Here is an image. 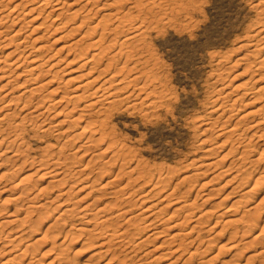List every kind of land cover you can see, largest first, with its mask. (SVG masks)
Returning a JSON list of instances; mask_svg holds the SVG:
<instances>
[{"label": "rangeland", "instance_id": "374dc122", "mask_svg": "<svg viewBox=\"0 0 264 264\" xmlns=\"http://www.w3.org/2000/svg\"><path fill=\"white\" fill-rule=\"evenodd\" d=\"M2 1L0 9L5 14L16 4L21 7H15L17 11L10 12L11 19H5L0 26L9 27L6 31L12 34L24 25L15 37L18 40L27 36L22 44L26 46L25 53L30 52L31 57L41 53L45 56L53 54V58L44 66L46 71L40 77L27 82L25 78H31L32 74L27 69L32 65L31 57L20 65L21 68L6 66L0 72V76L4 75L0 79V116L9 112L8 109L13 113L9 119L0 122V264H25V261L27 264H60L61 261L55 259L60 252L63 254L59 255L66 258L62 264H116L117 261L119 264H264V135L259 137L263 133H253V128L249 127L255 119L262 117L264 130V63L256 69L264 58L261 55L264 37L259 41L263 47L259 55L250 51L240 59L232 58L241 49L255 48V42L264 36V32L257 36L252 34L257 26L264 27V10L255 0H184V9L179 0H162L165 5L160 8L162 10L157 9V17L147 15L146 18L131 9L133 18L145 20L151 29H148V36H141L143 40L138 41L141 48L134 57L126 60V64L125 57H121L116 68L110 66L112 69L104 74L102 70L116 48L85 66L82 65L84 55H76L82 48L88 52L85 57L98 53L97 47L85 49L96 37L91 34L92 26L105 20L104 14L128 11L130 1L123 7H108L104 3L111 0H103V3L92 0L93 11L86 14L88 10L85 9L74 18V10L78 7L72 4V10L70 3L75 0H53L49 7L42 9L43 12L41 7L34 12L29 10L41 0ZM85 1L88 0L79 2ZM169 1L170 5L167 4ZM173 3L179 7L174 8ZM55 4L62 7L58 11L62 15L57 20L56 11L47 16ZM171 7L175 10L172 11ZM14 17L16 23L13 24ZM82 20L86 22L81 24ZM108 23L114 26V17ZM111 33L106 35L105 45L108 39L116 37V30ZM117 34L120 40L125 36V32ZM36 37L40 40L36 41ZM5 38L0 37L1 55L14 49L18 43L13 42L7 49L3 45ZM38 42L46 45L41 52L35 51ZM160 42L167 46V53L179 54L183 49V65L178 66L160 55ZM70 43L77 50L72 48L71 51ZM157 55L167 65L165 80L145 71L152 64V57ZM3 60H6L5 56ZM58 70L59 75L54 81L42 85L41 81H48ZM90 70L94 74L89 73ZM100 72L95 86L113 73L116 76L109 85L113 84L114 89L127 85L129 77L137 73L140 74L136 76L138 85L130 83L128 89H120L111 98H106L103 102L106 106L109 100L115 101L108 104L106 111L98 110L99 107H83L88 98L67 103V98L80 90L82 92V88L76 89L79 84L88 78L93 79ZM119 80L123 82L117 84ZM224 87L232 91L226 104L239 97L228 120L226 116L220 117L221 110L211 111L220 105L217 95ZM32 88H38V93L33 94L28 103L26 98H31ZM54 88H57L55 93H51ZM244 91L248 93L242 96ZM128 93L132 94L131 101L123 98ZM63 94L67 96L64 102L57 101L51 111L44 110L45 104L56 102L55 99ZM19 96L22 98H17ZM43 97L44 102L41 101ZM133 101L136 102L134 106L130 104ZM8 102L12 105L6 106ZM38 102L37 109L42 114L38 115L39 118H31L27 112H31ZM75 102L79 107L73 109ZM259 108L263 111L259 112ZM28 115L31 119H25V130L20 135L23 139H16L11 127ZM61 119L65 122L56 125ZM236 122L240 133L244 132L239 141H236L237 135L226 132ZM85 126L86 132H83ZM93 128L97 129V134H92ZM223 130L226 133L221 134ZM19 152L23 156L17 161L14 156ZM24 157H27V163ZM35 158L50 163L57 159L60 161L55 162L63 161V166L72 168L71 172L77 176L72 172L66 180L62 178L66 182L62 180L60 184L62 175L57 176L54 172L52 175L42 174L49 165L41 167L44 171L37 169L40 161L35 160L37 163L33 167L29 165ZM50 167L59 169L56 165V168ZM22 178L28 182H21ZM171 191L173 193L163 199ZM18 195L23 196L13 199ZM177 201L182 206L175 203ZM148 204H154L151 208L155 209L150 218L143 211ZM120 210L123 211L121 216L117 215ZM127 217H134L138 222L128 226ZM103 218L107 222L101 221ZM149 221L154 223L152 229L144 228V224L151 223ZM125 226L128 238L113 237L110 241V228L124 229ZM140 227L145 230L140 231ZM151 233L156 237L144 241ZM18 234H21L19 238ZM103 240L110 241L105 247L109 251L100 253L98 245Z\"/></svg>", "mask_w": 264, "mask_h": 264}, {"label": "bare ground", "instance_id": "6f19581e", "mask_svg": "<svg viewBox=\"0 0 264 264\" xmlns=\"http://www.w3.org/2000/svg\"><path fill=\"white\" fill-rule=\"evenodd\" d=\"M23 1V0H22ZM28 1V0H27ZM29 1H35V0H29ZM28 1V2H29ZM79 1H81V0H75V1H73V2H71L70 3V5L72 6V4L73 5H77V9H75L74 10V7L72 8V10H74V15L72 16V18H74L75 16H77V15H79L80 13H82L85 9H87L88 11H87V13L86 14H89L91 11H93L92 9H93V7L90 5L91 4V1L92 0H88V1H85V3H80ZM128 1H130L131 2V4H134L135 5V7H129V10L131 11V9L133 10H135V14H136V12L138 13V15H140L141 17H143V16H145V18H146V16L147 15H151V16H155V17H157V15H158V11H157V9H160V8H162V6L164 7V5H165V3H163V1L162 0H111V1H108V2H105L104 4H106L108 7H111V6H117L118 5V7L119 6H124V3H127ZM166 1V0H165ZM168 1V0H167ZM175 1H177V0H175ZM184 0H179V3L181 4H179L180 6H181V8L183 7V9L184 8H186L185 7V3L183 2ZM1 2H3L2 0H0V4H3V3H1ZM26 2V1H25ZM31 2L29 3V4H31ZM53 2V0H41L40 2H38L39 3V5H37L36 7L34 6L33 8L31 7L29 10H30V12H34V10L35 9H37V8H40L41 10L43 9H45L46 7H49L48 5L49 4H51ZM77 2H79V3H77ZM24 3V2H23ZM22 3V4H23ZM27 3V2H26ZM170 3V1L167 3V4H169ZM19 4H21V2L19 3ZM28 4V3H27ZM166 4V5H167ZM182 4H185L184 6H182ZM170 5V4H169ZM175 4L173 3V7L174 8H176V7H179V6H174ZM105 6V5H104ZM103 6V7H104ZM107 6H105V7H107ZM14 8L13 9H15V7L17 8V7H21V5H15V6H13ZM58 4L56 5L55 4V6L53 7V9H51V10H49V12H48V15L47 16H49L50 14H53V12L54 11H56V17H55V20H57V19H59V16L60 15H62V12H58V11H61L62 9V7H58ZM102 8V7H101ZM166 8V7H165ZM13 9L11 8V11H9L8 13H3V10H2V8L0 9V23H3V22H5L4 20L5 19H7V18H10V16H11V13L10 12H14V11H17L16 9L13 11ZM61 9V10H60ZM164 9V8H163ZM171 9H172V7H171ZM43 10L41 11V12H43ZM125 11L124 13H123V11L122 12H120V11H117V13H108V14H104V17H105V20H99V22L97 23V24H95L94 26H92V28H93V30H92V32H91V34L92 35H95L96 34V37L95 38H93L94 40H93V42H91V43H89L87 46H86V48L85 49H87L88 50V48H90V47H97L96 49H97V51H98V53H94L92 56H86L85 57V54H87L88 52H85V50H84V48H82L81 49V51L76 55V56H79V57H81L82 55H84L83 56V58L82 59H84L82 62H83V66H85L86 64H88V63H91L92 61H94V60H97V59H99V58H101V56L100 55H105L106 53H109L111 50H114L115 48H116V50L113 52L114 54L113 55H111L110 57H111V60L107 63V65H106V68H103V70L102 71H105V72H103V74L104 73H107L106 71H108V69L110 68V70L112 69V67L114 66L115 68H116V66H117V64L118 63H120V60H122L121 59V57H125V60L124 61H126V60H129V59H131L132 57H134V55H136L139 51H140V49L139 48H141L140 46H141V44L139 45V43H138V41L139 42H141V40H143V38L141 37L142 35H147V33L149 32L148 31V29H151V28H149V26H148V22H146L145 20L144 21H140V23L144 26V30L143 31H140V29L139 28H137L136 27V25H135V21L137 20V19H134L135 17H134V12H130V11ZM160 10H162V9H160ZM168 10V9H167ZM173 10H175V9H172V11ZM178 10V9H177ZM179 10H180V8H179ZM178 10V11H179ZM36 11V10H35ZM47 11V10H46ZM29 12V11H28ZM40 11L38 12V13H41ZM28 14V13H27ZM26 13H25V15H27ZM42 14V13H41ZM55 15V14H54ZM131 15H133V16H131ZM137 15V16H138ZM143 15V16H142ZM46 16V17H47ZM85 16H88V15H85ZM15 17H17V16H15ZM12 18V23L14 24V23H16V18ZM36 17V16H35ZM114 17V19H115V24H114V26H110V24L108 23V21H111L112 20V18ZM134 17V18H133ZM172 17V16H171ZM20 18V17H19ZM18 18V19H19ZM163 18V17H162ZM11 19V18H10ZM34 19V18H33ZM36 19V18H35ZM138 19H140V18H138ZM143 19V18H142ZM159 19H161V18H159ZM153 20V19H152ZM163 20V19H162ZM169 20V19H168ZM171 20V19H170ZM160 22H161V20H159ZM46 22V21H45ZM86 22V20H82V22H81V24L82 23H85ZM154 22V21H153ZM165 22V21H164ZM61 23V22H60ZM63 23V22H62ZM150 23H151V20H150ZM157 23H158V21H157ZM168 23V22H167ZM45 24V23H44ZM43 24V25H44ZM156 24V23H155ZM171 24V23H170ZM47 25V24H46ZM49 25V24H48ZM47 25V26H48ZM23 27H24V25H22ZM52 26V25H51ZM23 27H21V29L19 28L18 30H16V32L15 33H12V34H10V33H8L7 31V29L9 28V27H7V29H5L6 27H3L2 28V26H0V37H7V38H5L4 40H3V45H5L6 46V48L8 47L9 48V46L8 45H10V44H12L13 42H17L18 41V43H17V45L15 46V48L14 49H12V50H10L9 52H7L6 54H3V55H1L0 54V72L1 71H3V70H5V67L6 66H15V68H19L20 67V65H22L23 64V62H25L26 60H27V58H29V57H31L30 55L31 54H26L25 53V48H26V46H23L22 44H24V42H25V37H27V36H25L24 38H18V40L16 39V37L15 36H17V35H19L20 34V31L21 30H23L22 28ZM43 27V26H42ZM48 27H50V26H48ZM57 27V26H56ZM58 28V27H57ZM60 28V27H59ZM134 28H136V32L134 33L133 32V29ZM153 28V27H152ZM157 28V27H156ZM7 30V31H6ZM47 30V29H46ZM45 30V31H46ZM57 30V29H56ZM114 30H116V32L117 33H124L125 32V36L123 37V39L122 40H120L118 37V34L116 33V37H112V38H110V39H108V44L107 45H105L104 43H105V41H107V39H106V35L107 36H110L112 33H111V31H113L114 32ZM49 31V30H48ZM6 32H7V35H5L6 34ZM14 32V31H13ZM263 33V32H262ZM97 35H99L98 37H97ZM249 35V34H248ZM250 35H251V33H250ZM259 35V34H258ZM264 35V34H263ZM41 36H44V35H41ZM45 36H46V34H45ZM148 36V35H147ZM147 36H146V38H147ZM254 36V35H253ZM257 36V35H256ZM263 37L264 36H260L259 37V40L257 41V42H255L256 44L255 45H253V46H255V48H252V53H254L255 55H259V53L261 52V50H262V46L260 45V43H259V41L260 40H262L263 39ZM43 38V37H42ZM109 38V37H108ZM142 38V39H141ZM145 37H144V39H146ZM250 38V37H249ZM40 40V38H37L36 37V41H39ZM148 40V39H147ZM152 42V41H151ZM144 44V43H143ZM147 44V43H146ZM145 44V45H146ZM151 44V43H150ZM0 45L2 46V44L0 43ZM70 46H68L69 48H71L70 50L72 51L73 49L72 48H74L75 50H77V48H75V46L72 44L71 45V43L69 44ZM23 46V47H22ZM117 46H118V48H117ZM35 47V51H37V52H41V51H43L44 50V48H46V45H44V43H42V42H38V44H36V46H34ZM7 48V49H8ZM146 49V48H145ZM150 50V49H149ZM152 50V49H151ZM145 51V50H144ZM155 51V50H154ZM153 51V52H154ZM145 53V52H144ZM148 53V52H147ZM157 54V53H156ZM48 55V56H47ZM54 55H55V53H54ZM142 53H141V56L140 57H142ZM5 56V59L6 60H3V57ZM138 57V56H137ZM53 58V54L52 55H50V54H46V56L44 55V54H38V55H32V57L30 58L31 60H30V62H31V64L32 65H30L29 67H27V69H28V71H30L32 74L31 75H33V73H34V76L36 75V77H34V76H31L30 75V77L31 78H25L26 80V82L28 81V80H30V79H37L38 77H40V75H42L45 71H46V69H44V66L48 63V62H50L51 61V59ZM147 59H148V57H147ZM160 59V58H159ZM8 60V61H7ZM145 60V59H144ZM5 61V63H3ZM151 61V60H150ZM140 62V61H139ZM148 62H149V59H148ZM4 64V65H1V64ZM125 64L127 63V61L126 62H124ZM135 63V62H134ZM262 63H264V58H263V61H261V63L260 64H258L259 66H256V69H258L259 67H260V65H262ZM53 64H55V63H53ZM136 64H137V62H136ZM135 64V65H136ZM122 65H123V63H122ZM110 66H112V67H110ZM82 67V66H81ZM123 67H125V66H123ZM133 67V66H132ZM131 67V68H132ZM262 67V66H261ZM21 68V67H20ZM120 68H122V67H120ZM126 68V67H125ZM124 68V69H125ZM136 68V67H135ZM27 69H25L26 71H27ZM94 69V68H93ZM123 69V70H124ZM129 69V68H128ZM134 69V68H133ZM122 70V71H123ZM135 70V69H134ZM23 71V70H22ZM21 71V72H22ZM91 71V72H90ZM89 71V73H92V74H94L93 73V71L92 70H90ZM101 71V72H102ZM118 71V70H117ZM117 71H116V73H117ZM119 71H120V69H119ZM129 71V70H128ZM135 71H137V70H135ZM11 72H14V69L13 70H11ZM21 72H20V74L19 75H21ZM24 72V71H23ZM60 72V70H58V71H56L55 72V74L52 76V78H50L48 81L47 80H43V81H41L42 82V85L44 84V83H49V82H51V81H54V77H58V75L59 74H57V73H59ZM88 72V71H87ZM101 72L99 73V75L98 76H93V79H90V78H88L87 80H85V81H83L81 84H79L78 86H77V88L76 89H79V88H82V92H80V91H78V92H76L74 95H72V96H70L69 98H67V96L65 95V94H63V95H61L60 96V98H56L55 99V101L56 102H53V103H50L49 102V104H45L46 106H45V111L46 110H50L51 111V109H53L52 108V106L54 107L55 106V103H57V101H58V103L60 102H64V100H66V99H64V98H67V103L68 102H70V101H72V100H83V99H85V100H87V98H88V100H87V102H86V104H84V106L83 107H85V108H89V109H91V108H96V107H99V108H97L98 110H107V106H108V104H113L115 101L114 100H109L108 101V104H107V106L106 105H104V100L106 99V98H111L112 96H114L115 95V93L116 92H118V91H120V89H125V88H127V87H129L131 84L130 83H134L135 85L137 84L138 85V78L136 77V76H138V75H140V74H136V75H133V77L132 76H130L129 77V80H128V82H127V85H125V86H123V87H117V88H113V87H111V85H113V84H110L109 85V82L110 81H112V82H114V79H113V77L114 76H116V74L115 73H113L110 77H108V78H104L103 79V81H101V83L99 82V84H96V86L94 85V82H96L97 80H99V76L101 75ZM132 72V71H131ZM144 72V71H143ZM147 72V71H146ZM119 73V72H118ZM129 73V72H128ZM30 74V73H29ZM92 74L90 75V76H92ZM143 74V73H142ZM149 74V73H148ZM85 75V74H84ZM87 75H89L88 73H87ZM130 75H131V73H130ZM220 75V74H219ZM222 75V74H221ZM89 76V77H90ZM135 76V77H134ZM4 77V75L2 74L1 76H0V79H2ZM147 77H149V76H147ZM153 78H155V77H153ZM217 78H219V77H217ZM151 80H152V78H151ZM46 81V82H45ZM218 81V80H217ZM10 81H8V83H9ZM120 82H123V80H119V81H117V84H120ZM145 82L147 83V81L145 80ZM150 82H152V81H150ZM149 82V83H150ZM116 84V83H115ZM130 84V85H129ZM148 84V83H147ZM6 85V84H5ZM5 85H3L2 87H4ZM140 85V84H139ZM155 85V84H154ZM157 85V84H156ZM141 86V85H140ZM134 88H135V86H134ZM33 89V88H32ZM55 89H57V88H54V89H51L50 90V92L51 93H55ZM128 89V88H127ZM149 89V88H148ZM153 89V88H152ZM151 89V90H152ZM161 89V88H160ZM38 90V88H35V89H33L31 92V94H32V96H31V98L30 97H28V98H26V100H27V102L29 103V101L32 99V97H33V94H37L38 92H36ZM145 90V89H144ZM150 90V89H149ZM164 91V90H163ZM162 91V92H163ZM166 91V90H165ZM164 91V92H165ZM128 92V91H127ZM126 92V93H127ZM152 92H154V91H152ZM130 93V92H129ZM128 93V95L126 94L123 98L125 99V100H127V101H131V99L130 98H132V94H129ZM132 93V92H131ZM134 93V92H133ZM220 93V95L218 94L217 96H219V97H217L218 98V100L221 102L220 103V105L219 106H217V107H215V109H213V110H211V111H219V110H221L218 114L220 115V117H225L226 116V118H227V120L228 119H231V117H232V115H233V112H234V110L235 109H231V108H233V106L236 104V102L239 100V97L238 96H236V97H234V98H232V102L231 103H228V104H226L227 103V100L229 101L230 100V98H231V96H232V91H230V90H227V88L225 89V87L221 90V92H219ZM248 93V91H244L241 95L243 96V95H245V94H247ZM148 94V93H147ZM167 95H168V92L166 93ZM170 94V93H169ZM136 95V94H135ZM137 95H138V93H137ZM160 95V94H159ZM162 95V94H161ZM143 96V95H142ZM149 97V96H148ZM151 97V96H150ZM163 97H164V95H163ZM17 98H22V96H19V97H17ZM46 98V97H45ZM41 99V98H40ZM42 99H44V97L42 98ZM41 99V101H45V99L44 100H42ZM58 99V100H57ZM120 100L122 101V99L120 98ZM133 100V99H132ZM143 100H144V98H143ZM151 101H152V99H150ZM162 99H160V101H161ZM13 101V100H12ZM38 101V100H37ZM40 101V102H41ZM149 101V100H148ZM26 102V103H27ZM40 102H38L37 104H36V106L31 110V112L29 111V112H27V113H30V116H31V118H36V117H38V115H39V117H40V115L42 114V111L40 112L38 109H37V105H39V103ZM77 102V101H76ZM76 102H75V104H76ZM150 102V101H149ZM153 102H154V99H153ZM158 102V101H157ZM157 102H156V104H157ZM214 102H215V100H214ZM25 103V105L27 106V104ZM144 103V102H143ZM162 103V102H161ZM105 104H106V102H105ZM130 104H133V106H134V104H136V102L134 103V101H133V103L132 102H130ZM145 104V103H144ZM10 105H12V102H8L7 104H6V106H10ZM25 105H23L24 107H25ZM31 105V104H30ZM34 105H35V103H34ZM41 105L43 106V103L41 102ZM41 105L40 106H38L39 108H41ZM69 105V104H68ZM67 105V106H68ZM143 105V104H142ZM159 105V104H158ZM157 105V106H158ZM66 105H64V107H65ZM114 106V105H113ZM155 107H156V105H154ZM161 106V105H160ZM23 107V108H24ZM32 107V106H31ZM44 107V106H43ZM63 107V109H65ZM74 108L73 109H76V107H79V105L77 106V104H76V106H73ZM82 107V108H83ZM131 107V106H130ZM141 107H143V106H141ZM22 107H21V110H24ZM26 108V107H25ZM67 108V107H66ZM110 108V107H109ZM137 108V107H136ZM135 108V109H136ZM154 108V107H153ZM158 108V107H157ZM80 109V108H79ZM96 109V110H97ZM112 109V108H111ZM143 109V108H142ZM155 109V108H154ZM10 110L11 109H8L7 111H9V112H7V113H5L4 114V116H0V122H2L3 120H5V119H9V117L13 114L12 112H10ZM26 110V109H25ZM30 110V109H29ZM62 110V109H61ZM73 111V110H72ZM104 111V112H105ZM109 111V110H108ZM260 111H263V108H259V112ZM14 113L16 112V111H13ZM60 112V111H59ZM26 113V114H27ZM48 113H50L49 111L47 112V115H48ZM58 113V112H57ZM61 113H62V111H61ZM67 113V112H66ZM83 113H85V112H83ZM101 113H103V112H101ZM148 113V112H147ZM226 113V114H225ZM232 113V114H231ZM255 113H257V112H255ZM32 114H34V115H32ZM106 114V113H105ZM110 114V113H109ZM47 115H45V116H47ZM60 115V114H59ZM82 113H81V118H82ZM108 115V114H107ZM30 116L28 115V116H24L23 118H22V120H20V121H16L15 123H14V125H12V133L15 135V137H16V139H18L19 137H21L23 134V132H24V130H25V128H24V126H25V119L27 118V121H28V119L30 118ZM44 116V115H43ZM44 116V117H45ZM49 116V115H48ZM47 116V117H48ZM38 117V118H39ZM76 117V116H75ZM80 117V116H79ZM85 117V116H84ZM99 117H100V115H99ZM30 118V119H31ZM46 118V117H45ZM45 118H43L44 120H45ZM225 118V119H226ZM42 119V120H43ZM48 119V118H47ZM46 119V120H47ZM78 119V118H77ZM83 119V118H82ZM38 120V119H37ZM43 120V121H44ZM45 120V121H46ZM74 120V119H73ZM105 120V119H104ZM198 120H199V118H198ZM215 120V119H214ZM213 120V121H214ZM262 117H260V118H258V119H255L251 124V126H249L250 128H253V130H254V132L253 133H257V132H261V133H263V134H260L259 135V133H258V135H259V137H261V136H263L264 135V130H263V122H262ZM31 121V120H30ZM32 121H33V119H32ZM36 121V120H35ZM42 121V122H43ZM210 121V120H209ZM208 121V122H209ZM62 122H65V120L64 119H61V121H57V124L56 125H58V124H60V123H62ZM94 122H96V121H94ZM101 122V121H100ZM103 122V121H102ZM215 122V121H214ZM213 122V123H214ZM216 122H217V120H216ZM74 123V122H73ZM91 123H93V122H91ZM97 123V122H96ZM201 123V122H200ZM203 123V122H202ZM219 123V122H218ZM53 124V123H52ZM94 124V123H93ZM102 124V123H101ZM225 124V123H224ZM224 124H222V125H224ZM92 125V124H91ZM102 125H104V123L102 124ZM108 125V124H107ZM200 125V124H199ZM217 125V124H216ZM216 125H214V126H216ZM209 126V125H208ZM218 126V125H217ZM103 127V126H102ZM213 127V126H212ZM50 128V127H49ZM86 126H85V128H84V130H83V132L85 131L86 132ZM98 128H100V127H98ZM101 129V128H100ZM103 129V128H102ZM111 129V128H110ZM204 129V128H203ZM208 130H209V128H207ZM213 129V128H212ZM6 130V129H5ZM10 130V131H11ZM109 130V129H108ZM206 130V129H205ZM205 130H203V131H205ZM2 131H4L3 129H2ZM9 131V132H10ZM92 131V134H95L96 132H98L97 131V129L95 130L94 128H93V130H91ZM101 131H103V130H101ZM111 131V130H110ZM110 131H108V132H110ZM263 131V132H262ZM9 132H7V134L9 133ZM26 132V131H25ZM104 132L106 133V130H104ZM104 132H102V133H104ZM226 132H230L231 133V135L233 134V135H237L238 137H237V139H236V141L238 140L239 141V139H241L242 138V136H243V133H240V131H239V128H238V122H236V124H234L233 126H231L230 127V129L229 130H227ZM226 132H224V130L223 131H221V134H223V133H226ZM11 133V132H10ZM6 134V135H7ZM79 134V133H78ZM77 134V136L78 137H80V135H78ZM81 134V133H80ZM97 134V133H96ZM218 134V133H217ZM5 135V136H6ZM9 136H10V134H8ZM12 135V134H11ZM21 135V136H20ZM4 136V137H5ZM7 137V136H6ZM12 137V136H11ZM101 137H102V135H101ZM264 137V136H263ZM262 137V138H263ZM74 138H76V137H74ZM107 138V137H106ZM14 139V138H13ZM20 139H23L22 137L20 138ZM25 139V138H24ZM233 139V138H232ZM4 140V139H3ZM3 140H1V141H3ZM11 140V139H10ZM259 140H261V139H259ZM9 141V140H8ZM16 141V140H15ZM4 142V141H3ZM2 142V143H3ZM21 142V141H20ZM241 142V141H240ZM240 142L238 143V144H240ZM10 144H11V141L9 142ZM14 143V142H13ZM242 143V142H241ZM18 144H19V142H18ZM63 144H66V143H63ZM62 144V145H63ZM84 144V143H83ZM82 145V144H81ZM9 146H11V145H9ZM66 146V145H65ZM62 147H64V146H62ZM108 148H110V147H108ZM113 148V147H112ZM121 148V147H120ZM119 148V149H120ZM123 148H124V146H123ZM18 150V149H17ZM22 150V149H21ZM63 150V149H62ZM19 151V150H18ZM17 151V152H18ZM105 150H103L102 152H104ZM117 151V150H116ZM115 151V152H116ZM23 152H25V151H23ZM115 152H113V153H115ZM118 152V151H117ZM119 152H121V151H119ZM124 152V151H123ZM14 154V153H13ZM27 154H29V153H27ZM124 154V153H123ZM263 154V153H262ZM15 155H16V153H15ZM22 156H23V154H21ZM20 155V152L18 153V155L15 157L14 156V159L15 158H17L16 160L18 161L19 159V157L21 156ZM118 155V154H117ZM121 155V154H120ZM125 155V154H124ZM264 155V154H263ZM26 156V155H25ZM31 157V156H30ZM35 157V156H34ZM117 157V156H116ZM119 157V156H118ZM12 158V157H11ZM27 159V157H24V159ZM126 158V157H125ZM21 159V158H20ZM23 158H22V160H24ZM25 159V160H26ZM29 159V158H28ZM60 159V158H59ZM92 159V158H91ZM33 160V161H32ZM31 161L32 162H30V166H32L33 167V164H35V163H37L36 161H40V163L38 162L37 163V169H39V170H43L44 171V169L43 168H41V167H43V166H45L46 167V165H49V166H54L55 167V165L59 168V169H57V170H54L53 169V167L50 169L49 168V166L48 167H46V168H48V169H50V170H48V169H46L45 168V170L46 171H42L43 173V175L45 176L46 174H51L52 175V172H54V174L55 175H57V176H60V175H62L63 177H59L61 180H59V178H58V180L60 181H58L60 184H62V180H63V182L66 180V178H69L70 176H71V174H72V172H74V171H72L71 172V170H72V168L71 169H69L68 167H65V166H63V164L62 163H64L63 161H62V163L61 162H55V161H60V160H54L52 163H50V162H48L46 159L45 160H36V158L35 159H32ZM36 160V161H35ZM109 160V159H108ZM107 160V161H108ZM21 161V160H20ZM29 161V160H28ZM42 161V162H41ZM22 162H24V161H22ZM25 163H27V160L25 161ZM19 164H21V163H19ZM62 164V165H61ZM65 164V163H64ZM212 164V163H211ZM21 165H23V163L21 164ZM36 165V164H35ZM27 166V165H26ZM67 166V165H66ZM86 166H88V165H86ZM24 167V166H23ZM56 168V167H55ZM166 169V168H165ZM52 170H54V171H52ZM37 171V170H36ZM37 172H39V171H37ZM162 172V171H161ZM172 172V171H171ZM171 172H169V173H171ZM75 174V172L73 173V175ZM41 175V174H40ZM43 175H41V177L43 176ZM76 176H77V174H75ZM117 175V174H116ZM120 175V174H119ZM154 175V174H153ZM169 175V174H168ZM69 176V177H68ZM118 176V175H117ZM117 176H115V177H117ZM149 176H151V175H149ZM159 176H161V174L159 175ZM163 176V175H162ZM161 176V177H162ZM87 177V176H86ZM115 177H113V178H115ZM120 177V176H119ZM139 177H141V176H139ZM153 177V176H152ZM166 177V176H165ZM164 177V178H165ZM62 178H65V180L64 179H62ZM73 178V177H72ZM121 178V177H120ZM160 178V177H159ZM79 179V178H78ZM81 179V178H80ZM163 179V178H162ZM23 180V181H22ZM22 180H21V182H28L27 181V179H24V178H22ZM112 180H114V179H112ZM68 181V180H67ZM78 181V180H77ZM136 181V180H135ZM66 182V181H65ZM64 182V183H65ZM24 183V184H25ZM54 183V182H53ZM63 183V184H64ZM59 184V185H60ZM55 185V184H54ZM74 185H72V187H73ZM124 186V185H123ZM83 188V187H82ZM122 188L123 187H121L120 189L122 190ZM125 188V187H124ZM70 189V188H69ZM72 189H74V188H72ZM81 189V188H80ZM79 189V190H80ZM120 190V191H121ZM24 191H26V190H24ZM70 191H71V189H70ZM123 191H124V189H123ZM151 191H152V189H151ZM24 193V192H23ZM170 193H173L172 191L171 192H169V194H167L166 196H164L163 197V199H165L166 200V198H167V196L168 195H171ZM19 194H21V193H19ZM157 194V193H156ZM17 195V194H16ZM21 196H23V195H18V196H16L15 198H13V199H19V198H21ZM154 196V195H153ZM166 197V198H165ZM68 199V198H67ZM178 199V198H177ZM148 200H149V198H148ZM151 201H153V200H151ZM150 201V202H151ZM64 202V201H63ZM148 202V201H147ZM151 203H154V201L153 202H151ZM155 203H157L156 201H155ZM175 203H177V204H180V201H177V202H175ZM135 204V202L133 203V205ZM137 204V203H136ZM158 204V203H157ZM41 205H43V204H41ZM87 206H89V204L87 205ZM180 206H182V204H180ZM180 206H179V208H180ZM151 207H154V204H148V206H146L145 205V209L143 210V211H145L147 214L146 215H148L149 216V218H150V216H152L153 214H154V210L151 208ZM185 207V206H184ZM128 208V207H127ZM157 208V207H156ZM162 208V207H161ZM160 208V209H161ZM130 209V208H129ZM157 209H159V207L157 208ZM163 209V208H162ZM161 209V211L163 212V210ZM67 210H69L68 209V207H67ZM66 209L64 210V211H67ZM70 210H72V209H70ZM69 210V211H70ZM131 210V209H130ZM129 210V211H130ZM3 211V210H2ZM17 211H18V208H17ZM125 211H127V210H124V212ZM158 211V210H157ZM156 212V211H155ZM62 213H64V212H62ZM66 213V212H65ZM121 213H123V211L121 212V210L119 211V213L117 214V215H119V216H121L122 214ZM158 213H160V212H158ZM121 214V215H120ZM125 214H127V212L125 213ZM162 214V213H161ZM115 215V214H114ZM155 215H156V213H155ZM132 216V215H131ZM133 216H134V214H133ZM159 218L161 219V215L159 214ZM189 216V215H188ZM81 217H85V215H82ZM109 217H111V216H109ZM106 218V217H105ZM118 218V217H117ZM128 218V217H127ZM145 220H146V218L145 217H143ZM142 218V221L144 220ZM148 218V219H149ZM186 218H187V215H186ZM108 219V218H107ZM110 219H112V218H110ZM114 219V218H113ZM116 219V218H115ZM189 219V218H188ZM154 220V219H153ZM88 221H90V219L88 218ZM101 221H103V222H105L106 220L103 218V220H101ZM127 221V223H129L128 224V226H131V225H135V223H137L138 222V220L136 221V219L134 218V217H129L127 220H125V222ZM107 222V221H106ZM147 222V221H146ZM149 222H151V221H149ZM148 222V223H149ZM183 222V221H182ZM2 223V222H1ZM0 223V224H1ZM4 223V222H3ZM90 223V222H89ZM113 225V224H112ZM117 225V224H116ZM152 225H154V223L153 222H151V223H149V224H144V228H146V229H148V228H150V227H153ZM120 226V225H119ZM127 226V225H126ZM126 226L124 227V229H122V228H118V229H116V227L114 228H110V230L111 231H109V235L111 236V238H110V241H112L113 240V237H116V238H122V237H124V238H122L121 240H125V238L127 237L128 238V236H126ZM174 226V225H173ZM1 227H2V225H1ZM118 227V226H117ZM121 227V226H120ZM148 227V228H147ZM65 228V227H64ZM144 228H142V227H140V231H142ZM2 229V228H1ZM150 229H152V228H150ZM124 230H126V231H124ZM145 230V229H144ZM1 231H4V230H1ZM156 231V230H155ZM10 232V231H9ZM12 232V231H11ZM158 231H156V233H157ZM155 233V235H157ZM159 233H160V231H159ZM162 233V232H161ZM180 234H182V233H180ZM183 234L184 235H187L188 234V232L187 233H184L183 232ZM21 234H18L17 236H18V238H19V236H20ZM5 236V235H4ZM151 236H154L153 235V233H151V234H149V235H147L145 238H144V241H145V239H151ZM176 236H178V235H176ZM16 237V236H15ZM15 237L13 238V239H15ZM154 237H156V236H154ZM2 238V235L0 234V239ZM21 238V237H20ZM126 238V239H127ZM153 238V237H152ZM175 238V237H174ZM13 239H12V241H13ZM16 239H17V237H16ZM15 239V240H16ZM156 239V238H155ZM128 240H130L131 241V239H128ZM127 240V241H128ZM1 241V240H0ZM108 241L109 240H103V242H99V245H98V252H103V251H105V252H107V250L109 251V248L108 249H105V247L107 248V246H106V244L108 243ZM109 241V242H110ZM120 241V240H119ZM139 244V243H138ZM236 244H237V242H236ZM182 245V244H181ZM233 245H234V243H233ZM238 245V244H237ZM10 250V249H9ZM7 251V250H6ZM28 251V250H27ZM1 252V251H0ZM97 252V253H98ZM59 253V252H58ZM59 254H63V253H59ZM59 254H57V255H55V259H58L59 260V263H60V261H61V263L60 264H62V262L63 263H65L64 262V260L66 259H63V257H62V255H59ZM9 260V259H8ZM53 261V263H54V260H52ZM6 262V261H5ZM51 263V262H50ZM67 263V262H66Z\"/></svg>", "mask_w": 264, "mask_h": 264}, {"label": "snow or ice", "instance_id": "6c2138e0", "mask_svg": "<svg viewBox=\"0 0 264 264\" xmlns=\"http://www.w3.org/2000/svg\"><path fill=\"white\" fill-rule=\"evenodd\" d=\"M255 2L257 5L260 6V8L262 10H264V0H255ZM101 3H103V0H101ZM127 6L128 7H135L134 4H128ZM135 25L137 28L140 29V31L144 30V26L140 23V20H136ZM133 32L134 33L136 32V28L133 29ZM260 32H264V27L257 26V28L255 30H252V34L254 36L258 35ZM245 42L247 43V41H245ZM160 43H161L160 55H163L165 57V59H171L173 61V63H176L178 66L183 65L184 58H185L183 49L179 50V54L167 53V51H166L167 46L164 45L163 42H160ZM237 47L239 48V44H237ZM250 51H251V48L241 49L240 51L236 52L232 58L233 59H240L241 57L246 55V52H250ZM261 55H264V52H262ZM242 67H243V64L241 65V68ZM145 71H150V72H152L153 75L159 77L160 80H165L166 76H167L168 69H167V65L164 63V61L160 60L159 55H157V56L152 57V64L147 66ZM158 86H159V83H157V87ZM177 107H179V106H177ZM257 155H258V153H257ZM25 264H27L26 261H25ZM116 264H119V261H117ZM166 264H167V262H166Z\"/></svg>", "mask_w": 264, "mask_h": 264}]
</instances>
